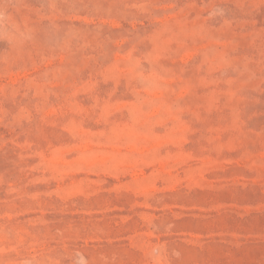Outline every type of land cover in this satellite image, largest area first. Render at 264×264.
Masks as SVG:
<instances>
[{
	"label": "rangeland",
	"instance_id": "rangeland-1",
	"mask_svg": "<svg viewBox=\"0 0 264 264\" xmlns=\"http://www.w3.org/2000/svg\"><path fill=\"white\" fill-rule=\"evenodd\" d=\"M0 264H264V0H0Z\"/></svg>",
	"mask_w": 264,
	"mask_h": 264
}]
</instances>
